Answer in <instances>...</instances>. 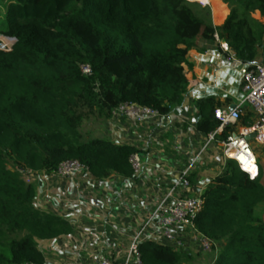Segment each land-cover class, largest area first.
<instances>
[{"label":"trees","instance_id":"1","mask_svg":"<svg viewBox=\"0 0 264 264\" xmlns=\"http://www.w3.org/2000/svg\"><path fill=\"white\" fill-rule=\"evenodd\" d=\"M192 5L199 6L185 0H9L2 34L16 42L0 49V264H41L38 241L73 231L67 220L33 206L34 185L12 167L50 173L77 160L97 179L131 178L136 150L84 135V121L108 119L123 103L169 114L187 83L183 64L192 41L216 34L241 59L254 58L264 24L250 15L257 11L264 19V0H235L216 26ZM213 110L207 105L199 114L198 131L217 129ZM261 175L259 169L249 179L227 159L204 188L194 225L212 241L210 264H264V221L255 214L264 200ZM138 253L141 264H181L187 257L151 242L140 243Z\"/></svg>","mask_w":264,"mask_h":264},{"label":"crops","instance_id":"2","mask_svg":"<svg viewBox=\"0 0 264 264\" xmlns=\"http://www.w3.org/2000/svg\"><path fill=\"white\" fill-rule=\"evenodd\" d=\"M252 16L264 24L257 11ZM262 35L252 61H259L264 55V32ZM239 61L250 60L241 59L231 49L223 52L215 40L192 41L183 64L187 83L180 101L169 114H160L157 120L143 124H133L115 115L97 121L104 125V130L96 137L136 150L143 163L138 175L124 178L113 174L97 179L90 172L74 177H60L43 170L24 174V179L26 176L35 187L33 206L67 220L73 229L68 235L38 241L45 261L65 264H98L101 258L122 261L133 233L150 208L195 156L198 158L189 172L192 193L204 189L223 171L226 159L221 145L222 131L208 141L210 133L198 131L196 121L207 105H213L214 110L229 111L239 104L242 99ZM198 101L204 103L198 106ZM252 119L244 106L239 126L251 125ZM249 139L264 188V142L256 141L254 136ZM255 214L264 221V200L256 206Z\"/></svg>","mask_w":264,"mask_h":264},{"label":"built area","instance_id":"3","mask_svg":"<svg viewBox=\"0 0 264 264\" xmlns=\"http://www.w3.org/2000/svg\"><path fill=\"white\" fill-rule=\"evenodd\" d=\"M195 3L201 8L210 6L211 0H185ZM214 40L219 43L223 52H229L228 44L214 34ZM2 41H5L2 43ZM16 42L15 38L1 39L0 49L8 50ZM241 66L239 72L242 78V99L239 104L229 111L215 109L213 115L218 120L219 126L208 135V141L213 140L214 134L228 128L229 131L222 139V151L224 158L233 160L240 171L245 173L249 179L258 175V164L256 156L250 147L248 136L253 134L258 142H264V55L259 61H239ZM83 74H90V68L83 66ZM248 107L252 114V123L247 127H240L239 120L242 108ZM112 115L125 117L133 124H143L155 121L160 117L157 110L134 103H123L112 111ZM198 155L184 168L176 180L166 189L165 193L153 204L145 219L132 235L129 248L120 262H113L108 258L99 259L98 264H141L138 253V245L142 242L161 244L178 250L187 243H195L198 250L210 252L212 241L200 234L195 229V219L202 208L203 188L192 193L189 180V172L197 160ZM133 176L140 173L142 160L138 153L134 152L129 158ZM15 169L22 174L25 171ZM82 172H89L88 167L77 160H68L58 164L53 174L60 177H74ZM158 240H160L158 242ZM37 264V263H20ZM41 264H65L43 261Z\"/></svg>","mask_w":264,"mask_h":264},{"label":"rangeland","instance_id":"4","mask_svg":"<svg viewBox=\"0 0 264 264\" xmlns=\"http://www.w3.org/2000/svg\"><path fill=\"white\" fill-rule=\"evenodd\" d=\"M8 2L9 0H0V42L1 39L8 38L2 34L6 26L5 14L7 11ZM234 4L235 0H211L210 6L207 8L201 9L196 5H192V8L198 17L204 19L206 22L211 23L213 26H216L221 24L219 22L222 20L224 14L226 12L229 13ZM250 17L253 18L252 14ZM80 130L84 133V135L89 134L95 137L99 136V134L103 132L104 125H102L100 122H97L95 118H90L88 121H84L82 123ZM8 166L12 167L10 161ZM25 179V181L28 183L26 176ZM175 251L187 254V257H183L181 264H210L214 258L213 251L203 252L198 250L197 245L192 242L185 244L183 248H179Z\"/></svg>","mask_w":264,"mask_h":264},{"label":"water","instance_id":"5","mask_svg":"<svg viewBox=\"0 0 264 264\" xmlns=\"http://www.w3.org/2000/svg\"><path fill=\"white\" fill-rule=\"evenodd\" d=\"M252 136H253V134H251L250 136H248V138H249V137H252Z\"/></svg>","mask_w":264,"mask_h":264}]
</instances>
